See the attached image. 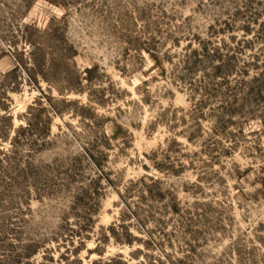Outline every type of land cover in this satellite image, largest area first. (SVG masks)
Returning a JSON list of instances; mask_svg holds the SVG:
<instances>
[{"label":"rangeland","instance_id":"rangeland-1","mask_svg":"<svg viewBox=\"0 0 264 264\" xmlns=\"http://www.w3.org/2000/svg\"><path fill=\"white\" fill-rule=\"evenodd\" d=\"M0 264H264V0H0Z\"/></svg>","mask_w":264,"mask_h":264}]
</instances>
